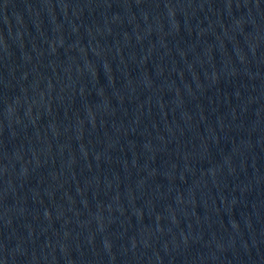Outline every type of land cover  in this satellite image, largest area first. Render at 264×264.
I'll list each match as a JSON object with an SVG mask.
<instances>
[{
  "label": "water",
  "instance_id": "95a60500",
  "mask_svg": "<svg viewBox=\"0 0 264 264\" xmlns=\"http://www.w3.org/2000/svg\"><path fill=\"white\" fill-rule=\"evenodd\" d=\"M264 113V0H0V264H152Z\"/></svg>",
  "mask_w": 264,
  "mask_h": 264
}]
</instances>
